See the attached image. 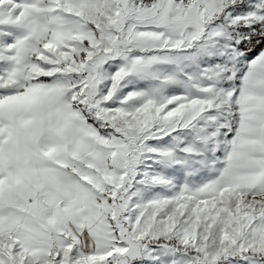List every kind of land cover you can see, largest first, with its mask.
Here are the masks:
<instances>
[{
	"label": "snow or ice",
	"instance_id": "1",
	"mask_svg": "<svg viewBox=\"0 0 264 264\" xmlns=\"http://www.w3.org/2000/svg\"><path fill=\"white\" fill-rule=\"evenodd\" d=\"M0 264H264V0H0Z\"/></svg>",
	"mask_w": 264,
	"mask_h": 264
}]
</instances>
